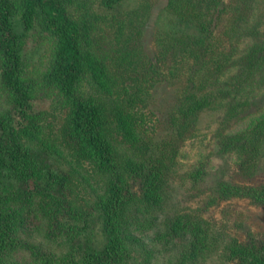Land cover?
<instances>
[{
  "label": "rangeland",
  "instance_id": "obj_1",
  "mask_svg": "<svg viewBox=\"0 0 264 264\" xmlns=\"http://www.w3.org/2000/svg\"><path fill=\"white\" fill-rule=\"evenodd\" d=\"M58 1L82 25L83 52L103 64L104 83L97 82L87 70L76 91L71 96L65 94L49 78L58 45L56 37L38 22L26 29L21 21V2L15 1L13 24L23 57L21 79L29 89L35 111L33 119L39 131L38 137L25 136L21 142L38 155L41 168L50 167L60 176L53 180L41 174L20 182L11 175L4 180L12 196L4 205L8 211L16 212L14 229L19 232L8 240L15 248L16 263L32 251L70 261L82 258L85 247L103 249L106 233L97 202L109 185L94 161L77 152L82 145L67 135L65 121L76 102L102 99L109 109L107 113L117 109L130 126L128 135L117 123L108 128L117 149L146 154L148 145L156 146L172 131L171 112L189 84L186 74L179 76L178 68L187 63L190 50L202 39L196 28L187 27L191 36L177 57L160 45L163 30L175 25L164 11L168 0H121L114 5L108 0ZM209 13L213 18L209 41L218 51H230L231 60L236 61L224 74L223 78H227L236 73L238 60L246 50L264 41V0H223ZM4 58L0 46V117L12 110L9 91L2 82ZM244 99L252 102L249 113L230 120L228 126L223 123L228 108L224 99L192 118L178 142L166 184L167 205L163 211L148 213L147 220H136L135 236L139 240L131 246L132 258L122 264H175L190 236L168 240L164 236L168 217L208 225L216 243L205 252V264H245L239 257L227 258L228 245L233 240L260 251L264 249V204L247 197L220 196L217 192L221 181L245 186L264 183V155L247 169L240 151H221L219 146L222 132H239L264 116V71L256 74L253 84L236 97ZM111 118L116 120L113 115ZM41 140L49 141L52 147L41 144ZM124 179V192L141 194L140 179ZM117 180V176H111L106 182ZM68 205L72 211L64 209ZM81 206L89 207L88 211H82ZM32 261L36 262H21Z\"/></svg>",
  "mask_w": 264,
  "mask_h": 264
},
{
  "label": "trees",
  "instance_id": "obj_2",
  "mask_svg": "<svg viewBox=\"0 0 264 264\" xmlns=\"http://www.w3.org/2000/svg\"><path fill=\"white\" fill-rule=\"evenodd\" d=\"M15 1L0 0V46L5 56L2 82L8 89L12 102V110L4 117H0V264H23L29 260H36L32 261V264L125 263L132 258L131 246L139 240L135 236L136 220H147L148 213L163 211L167 205L166 184L175 163L178 142L189 128L192 118L220 99L227 101L228 106L223 120L225 126L240 114L249 113L248 106L252 104L251 100H236V97L253 84L256 74L264 71V41L250 46L238 60L236 73L223 78L236 61L231 60L230 51H218L216 45L208 39L213 21L209 12L223 0H168L164 11L168 20L175 25L163 30V35L159 37L160 45L166 50H172L173 55L177 57L181 46L191 36L190 32L186 31L187 27L196 28L202 35L201 41L190 50L187 63L181 64L178 68L181 74L176 71L179 76L186 74L189 84L171 112L172 131L166 138L156 142V146L148 145L149 152L146 154L123 153L117 149L107 132L114 122L128 135L130 126L123 115L117 109H111L112 114L107 113L109 109L102 99H84L76 102L71 115L65 121V130L71 140L75 138L79 140L78 143L82 147L77 152L94 161L98 173L109 185V189L99 195L97 202L98 211L104 222L105 246L101 250L85 247L82 258L70 261L56 255L46 256L32 251L16 263L13 260L15 248L8 240L12 239L14 233L18 235L19 232L14 229L16 212L8 211L7 205H4L6 200L12 197L4 180H8L11 175L16 176L20 182L27 177L35 179L41 174L53 180H58L60 176L50 167L41 168L39 166L41 159L38 155L21 142L25 136L38 137L39 131L33 119L35 111L29 89L21 79L23 57L19 36L13 24ZM19 1L22 6L21 21L24 27L33 28L38 22L57 39L55 62L49 78L56 82L65 94L71 96L76 91L87 70H90L97 82L104 83L103 64L89 53L83 52L82 25L69 16L66 8L58 0ZM120 1L108 0L111 5ZM111 115L116 117L115 121ZM40 143L52 147L47 140H41ZM219 146L221 151H240L247 169L255 166L258 159L264 155V116L251 127L239 132L233 134L222 132ZM111 176H117L118 180L114 183L106 182ZM126 176L140 179L142 184L140 195L124 192ZM217 192L220 196L247 197L256 203L264 204V183L245 186L221 181ZM62 197L65 201L64 194ZM81 207L82 211H88L89 207ZM71 208L72 206L68 205V208L64 209L72 211ZM141 214H144L143 218L138 217ZM165 225L167 227L164 236L168 240L185 234L190 236L175 264H205L204 256L207 255L205 252L216 243L214 237L209 234L208 225L201 221H190L188 218L171 220L170 217L166 218ZM228 246L230 249L227 251V258L232 259L236 256L245 264H264V249L260 251L254 247L244 246L238 244L236 240L231 241Z\"/></svg>",
  "mask_w": 264,
  "mask_h": 264
}]
</instances>
